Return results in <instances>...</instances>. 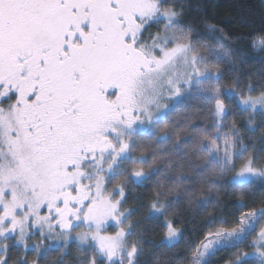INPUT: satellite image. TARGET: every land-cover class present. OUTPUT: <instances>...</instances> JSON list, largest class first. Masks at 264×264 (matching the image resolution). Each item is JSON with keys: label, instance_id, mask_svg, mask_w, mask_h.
Segmentation results:
<instances>
[{"label": "snow or ice", "instance_id": "6c2138e0", "mask_svg": "<svg viewBox=\"0 0 264 264\" xmlns=\"http://www.w3.org/2000/svg\"><path fill=\"white\" fill-rule=\"evenodd\" d=\"M187 8L0 0V264H264V15Z\"/></svg>", "mask_w": 264, "mask_h": 264}, {"label": "trees", "instance_id": "16d2710c", "mask_svg": "<svg viewBox=\"0 0 264 264\" xmlns=\"http://www.w3.org/2000/svg\"><path fill=\"white\" fill-rule=\"evenodd\" d=\"M188 8L186 9V14L188 20L196 25L200 30H202V24L200 23L203 12H207L209 19H220L226 15H231L235 17L241 25L247 24L250 20L256 22L258 27L261 23V16L264 15V2L262 0H186ZM200 6L202 8L201 12H197L196 8ZM215 13V16H213ZM247 31V29H243ZM234 47H244V45H232ZM249 57H255V59H247L246 63L242 66L241 71L244 73H255L264 71V63H261L260 57L264 56V53H254L251 49H247ZM189 230H191L195 225L194 223H189ZM182 247V246H181ZM176 249L174 251H179ZM224 253H220L213 260L217 264H223V259L225 258ZM148 258L147 253L145 254V259Z\"/></svg>", "mask_w": 264, "mask_h": 264}, {"label": "rangeland", "instance_id": "374dc122", "mask_svg": "<svg viewBox=\"0 0 264 264\" xmlns=\"http://www.w3.org/2000/svg\"><path fill=\"white\" fill-rule=\"evenodd\" d=\"M259 134V133H258Z\"/></svg>", "mask_w": 264, "mask_h": 264}]
</instances>
